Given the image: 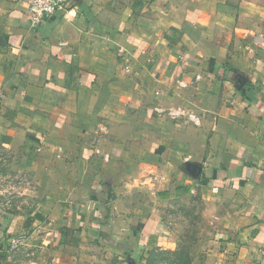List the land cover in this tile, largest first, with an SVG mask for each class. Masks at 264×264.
I'll return each mask as SVG.
<instances>
[{"label": "crops", "instance_id": "0c3cea01", "mask_svg": "<svg viewBox=\"0 0 264 264\" xmlns=\"http://www.w3.org/2000/svg\"><path fill=\"white\" fill-rule=\"evenodd\" d=\"M31 19L0 0V156L35 202L0 215V264L26 228L51 237L29 264H144L180 245L181 200L203 207L210 264L261 257L264 0H69Z\"/></svg>", "mask_w": 264, "mask_h": 264}, {"label": "rangeland", "instance_id": "374dc122", "mask_svg": "<svg viewBox=\"0 0 264 264\" xmlns=\"http://www.w3.org/2000/svg\"><path fill=\"white\" fill-rule=\"evenodd\" d=\"M8 157L0 156V215L6 219L20 215L21 219H26L30 214L35 213L34 199L23 197L24 187L27 186V180L23 174L13 173L8 168ZM169 206L171 215H168L173 226L176 228V239L180 237L181 241L176 250L171 249H153L145 257L144 264H174L177 250H185L187 260L184 264H210L211 255H207L209 249V226L201 215V204L198 200L194 202H185ZM15 214V215H14ZM26 222V226H27ZM7 225V223H4ZM22 229V228H21ZM204 230V231H203ZM206 230L208 233L205 234ZM26 228L20 232H15L7 239L5 233L4 243L7 249H17L13 253L15 264H29L34 256L36 249H43L44 241L50 240L46 235ZM203 233V236H202ZM0 240H4L3 237ZM193 255H192V254ZM13 264V262H12ZM249 264H264V254L261 257L250 260Z\"/></svg>", "mask_w": 264, "mask_h": 264}, {"label": "built area", "instance_id": "2783aa9c", "mask_svg": "<svg viewBox=\"0 0 264 264\" xmlns=\"http://www.w3.org/2000/svg\"><path fill=\"white\" fill-rule=\"evenodd\" d=\"M25 3L32 13L31 25L37 27L42 24L45 19L58 11L67 7L69 0H19ZM169 114L172 117H178L183 114L180 109L171 110ZM197 121V118H194Z\"/></svg>", "mask_w": 264, "mask_h": 264}, {"label": "trees", "instance_id": "16d2710c", "mask_svg": "<svg viewBox=\"0 0 264 264\" xmlns=\"http://www.w3.org/2000/svg\"><path fill=\"white\" fill-rule=\"evenodd\" d=\"M174 253H176V257H177L174 259V264H184V262H186L187 254L185 250H179V251L177 250Z\"/></svg>", "mask_w": 264, "mask_h": 264}]
</instances>
